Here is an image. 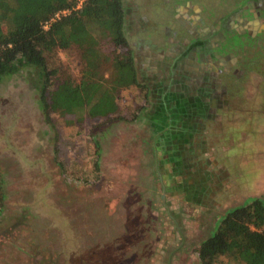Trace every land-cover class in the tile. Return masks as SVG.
I'll return each instance as SVG.
<instances>
[{
	"label": "rangeland",
	"instance_id": "rangeland-1",
	"mask_svg": "<svg viewBox=\"0 0 264 264\" xmlns=\"http://www.w3.org/2000/svg\"><path fill=\"white\" fill-rule=\"evenodd\" d=\"M124 5L141 85L122 91L118 118L55 111L48 122L29 69L0 87V264H201L197 246L221 218L264 197V0ZM221 14L244 17L238 25L249 30L214 47L227 48L219 87L214 58L187 66L193 85L199 71L214 77L213 105L187 121L185 104L202 108L204 95L195 97L180 69L168 70L189 48L190 32L213 34ZM50 62L57 76L81 77L77 45ZM191 121L196 128L187 129ZM218 264L244 263L225 256Z\"/></svg>",
	"mask_w": 264,
	"mask_h": 264
},
{
	"label": "trees",
	"instance_id": "trees-1",
	"mask_svg": "<svg viewBox=\"0 0 264 264\" xmlns=\"http://www.w3.org/2000/svg\"><path fill=\"white\" fill-rule=\"evenodd\" d=\"M78 2L0 0V87L7 77L34 71L48 122L55 111L78 119L118 118L122 91L141 85L126 34L124 0H84L80 7ZM64 9L71 11L52 20ZM72 45L81 49L83 60L77 81L57 76L49 63L58 49ZM105 71H110L108 77ZM3 179L0 173V213ZM197 249L201 264H218L225 256L244 264H264V197L229 210Z\"/></svg>",
	"mask_w": 264,
	"mask_h": 264
},
{
	"label": "flooded vegetation",
	"instance_id": "flooded-vegetation-1",
	"mask_svg": "<svg viewBox=\"0 0 264 264\" xmlns=\"http://www.w3.org/2000/svg\"><path fill=\"white\" fill-rule=\"evenodd\" d=\"M238 12V11H237ZM251 13V12H250ZM251 14H253V16L256 17V15L254 14V12H252ZM237 15V14H235ZM235 15H229V18H226L223 16V14L219 15L214 22V26H210L211 31L213 34H206L204 35L203 32L200 31H189L190 32V36H192L191 38H189L187 41H189V43H187L185 45V47H189V48H184V54L182 52V54H180V56H182V60H180V62L177 63V66L175 68L169 69V73L174 74L177 72L178 69H180V74L181 75H186L185 78L188 79L190 78V80H188V84L190 86H192V88H194V90L197 91L195 97L198 96H202L204 95L205 101L202 104V108H197L196 106L198 105V102H187L185 104V106L188 108L187 111H189V113L191 112V115L188 116L187 121L193 120V118L195 119L198 114L195 112H198L200 114L202 109H208V107H211L213 105V103H211V96L208 97V93H209V89L211 88V81L213 78H211V80H209L207 78L208 73L210 72H206L203 71V73H201L199 71V74H197L198 78L195 79L198 80L199 85H193L194 84V80L193 78L191 79L190 75L192 74L191 71H187V66H200L201 61L202 60H209L208 62H213V58L216 60V62H214V72L213 74L216 77V85L215 87H219V81L217 78V71L219 70V59H222L225 52H227V48L226 49H221V51H218L216 49H214V47H220L222 48L224 46V44L227 43V36L228 35H234L235 31L237 33H239V31L242 32L241 36H244V34L246 33L247 30H249V25H245V26H240L241 24L245 23L246 21H248L247 19L245 20L244 17H237ZM240 24V25H238ZM219 27H218V26ZM244 32V33H243ZM250 32V31H249ZM186 43V42H185ZM184 46V45H183ZM202 47V49H200ZM181 53V49L179 51ZM221 52V53H220ZM224 53V54H223ZM199 54V56H198ZM172 54H168L164 53L165 57L171 56ZM168 69V65H166L165 70ZM213 69V68H212ZM185 70V72H184ZM201 74V76H199ZM170 75V74H169ZM169 77V76H168ZM166 77V79L168 78ZM183 77V76H182ZM201 77L203 79H201ZM158 80H163L166 83V80H164V78H158ZM161 85L163 84L162 82L160 83ZM192 84V85H191ZM202 85V86H201ZM194 97V96H193ZM193 99V98H192ZM200 99V98H199ZM195 108L197 109L195 111ZM196 121V120H195ZM196 123V122H195ZM199 123V121L197 122ZM189 125H187V129H190V127H195L196 125L194 124L193 121H191L190 123H188ZM192 125V126H191ZM187 131V130H186ZM187 151L184 150L183 151V155H186Z\"/></svg>",
	"mask_w": 264,
	"mask_h": 264
},
{
	"label": "built area",
	"instance_id": "built-area-1",
	"mask_svg": "<svg viewBox=\"0 0 264 264\" xmlns=\"http://www.w3.org/2000/svg\"><path fill=\"white\" fill-rule=\"evenodd\" d=\"M71 10L70 9H64L62 11H59L58 13H56V15L52 18V20L56 19V18H60L62 15H65L67 13H69ZM49 22L45 23V27H48Z\"/></svg>",
	"mask_w": 264,
	"mask_h": 264
}]
</instances>
